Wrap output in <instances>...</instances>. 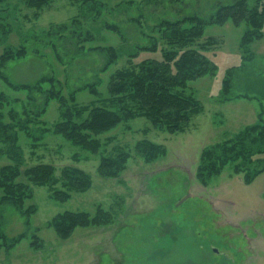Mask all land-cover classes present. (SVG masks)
Here are the masks:
<instances>
[{"label": "rangeland", "instance_id": "rangeland-1", "mask_svg": "<svg viewBox=\"0 0 264 264\" xmlns=\"http://www.w3.org/2000/svg\"><path fill=\"white\" fill-rule=\"evenodd\" d=\"M238 1L92 0L84 4L53 0L36 11L19 0H0V17L7 18L0 20L4 24L0 55L8 45L28 48L24 58L0 66V101L4 103L0 120L12 127L9 135L17 136L12 152L6 149L8 139L0 140V168L22 160L23 168L52 164L56 178L64 167L81 169L91 178L88 190L71 192L64 202L50 198L49 186L32 185L31 203L37 212L29 218L11 207H0V234L6 239L0 238V264H264V172L246 185L244 173H235L241 163L237 161L205 184L196 178L203 151L257 123L260 108L264 120V28L260 40L241 49L246 23L229 20L223 26H205L192 47L206 46L204 54L213 72L188 82L184 89L186 96L198 100L202 112L178 133L159 129L143 117L121 121L96 136L100 143L96 151L54 133L53 125L62 115L57 100L45 106L43 93L13 90L3 78L15 85L53 79L54 89L66 99L74 93L78 106H109L81 88L98 81L97 91L108 100L113 73L161 58L160 47H166L159 27L162 21L189 16L207 21L220 7ZM245 1L249 8L258 2ZM152 46L158 50L143 51ZM108 48L117 59L103 71ZM249 49L253 58L245 53ZM226 74L233 86L230 99L222 101ZM42 87L48 89L51 83ZM42 109L45 113L36 115ZM146 140L161 145L164 155L149 162L138 155L137 144ZM117 151L128 153L126 168L114 178L102 177L98 173L101 159ZM255 159L264 160V153L252 158L254 163ZM55 188L62 189L61 183ZM98 207L110 213V223L76 228L66 240L46 227L59 213H94ZM20 236L18 243L11 244L10 239Z\"/></svg>", "mask_w": 264, "mask_h": 264}, {"label": "trees", "instance_id": "trees-1", "mask_svg": "<svg viewBox=\"0 0 264 264\" xmlns=\"http://www.w3.org/2000/svg\"><path fill=\"white\" fill-rule=\"evenodd\" d=\"M52 1L19 0L25 7L36 11L43 9ZM79 1L90 4L92 0ZM35 16H38L37 13ZM6 19L0 17L1 21ZM229 20L235 24L244 22L248 25L240 46L241 49L244 46L249 47L252 42L260 40L263 36L264 0H258L253 8H249L245 0H240L233 5L222 6L207 21L198 16H189L177 21H162L159 27L161 39L165 42L166 47H160V59H147L137 66L125 67L113 73L108 81L107 93L110 96L108 100L97 91L96 84L98 81L81 88V90H88L91 94L100 96L102 103L108 102L109 106H78L74 104V93H71L69 99H66L59 90L54 89L53 79L42 78L33 85H15L9 82L7 77L4 76L3 78L13 90L27 92L38 90L39 93H43L45 106L48 101L57 100L62 115L61 120L53 125L54 133L87 150L96 151L99 148L100 143L96 136L114 129L121 121L138 117L148 119L153 126L169 133L182 132L191 118L203 110L198 100L184 94L185 87L188 82L213 72L212 62L204 54L206 46H201V50L192 46L203 36L205 26H223ZM1 26L3 28L4 24L0 23ZM26 50L28 48L24 44L17 49H13L9 45L6 46L0 55V66L12 60L24 58L27 54ZM157 50L158 48L154 46L143 49L145 52H156ZM107 51L110 55L103 66V71L107 70L117 59L112 48H108ZM245 53L247 55L250 53L252 58L254 56L250 49L245 50ZM244 58L248 57L243 55ZM229 77L226 74L222 81V101L230 99L228 96L231 93L233 83ZM43 83H51V87L44 89ZM237 97L252 99L246 95ZM15 100L14 102H18V98ZM69 101L73 103L71 106L68 105ZM3 104L0 101V105ZM115 107L118 109L114 110ZM44 113L45 110L42 109L36 115ZM85 114H87L86 117H84ZM12 125L15 126L13 123ZM11 128L10 125L4 124L0 120V140L5 142L8 139L9 147L6 149L10 152H12V147L15 146L14 143L17 139L16 134L14 136L7 133ZM164 153V148L161 145L150 141L146 140L137 144V154L144 157L148 162L160 158ZM263 153L264 120L260 116L257 123L245 127L232 139L203 151L196 178L205 184L209 178L217 176L222 168L224 169L228 164L238 161L241 163L240 165L238 163L237 166L241 168L236 167L235 173H244L243 181L244 184L248 185L256 176L264 172V160L255 159V163L252 160V158ZM18 157L20 159L22 157L20 149L17 151ZM128 158V153L123 151H117L113 157H103L98 167V173L102 177L114 178L126 168ZM21 161L0 168V207H11L26 218L37 212L36 206L31 203L33 199L32 185L49 186L51 188L50 198L61 202L69 200L71 192L83 193L91 185L90 176L81 169L64 167L60 172V177L56 178V169L52 164L37 163L23 168ZM244 162L245 164H243ZM59 182L62 189L55 188ZM110 218V213L105 212L100 207L94 213L66 211L57 214L48 221L46 227L51 228L61 240H66L76 228L106 225L110 223ZM0 238L5 239L2 233ZM22 238L23 236L13 238L10 239V242L11 244L18 243Z\"/></svg>", "mask_w": 264, "mask_h": 264}, {"label": "crops", "instance_id": "crops-1", "mask_svg": "<svg viewBox=\"0 0 264 264\" xmlns=\"http://www.w3.org/2000/svg\"><path fill=\"white\" fill-rule=\"evenodd\" d=\"M258 96H260V95H258ZM262 97H264V96H262ZM252 99H257V97H252ZM261 114H262V108H260V111L258 112V113H256V115H257V117H260L261 116ZM259 119V118H258ZM257 119V120H258Z\"/></svg>", "mask_w": 264, "mask_h": 264}]
</instances>
